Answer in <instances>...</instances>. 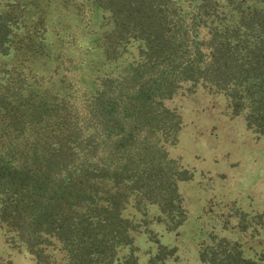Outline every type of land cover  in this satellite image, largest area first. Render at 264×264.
Here are the masks:
<instances>
[{
    "label": "trees",
    "instance_id": "16d2710c",
    "mask_svg": "<svg viewBox=\"0 0 264 264\" xmlns=\"http://www.w3.org/2000/svg\"><path fill=\"white\" fill-rule=\"evenodd\" d=\"M198 95L264 136V0H0V264H141L137 233L176 264L148 225L188 222L170 150ZM201 233L198 264H264Z\"/></svg>",
    "mask_w": 264,
    "mask_h": 264
},
{
    "label": "rangeland",
    "instance_id": "374dc122",
    "mask_svg": "<svg viewBox=\"0 0 264 264\" xmlns=\"http://www.w3.org/2000/svg\"><path fill=\"white\" fill-rule=\"evenodd\" d=\"M97 20L95 17L92 24ZM180 103L183 127L170 154L193 170L194 179L200 184H180L190 213L185 225L168 231L161 223L152 221L148 227L159 243L175 247L176 264H198L197 244L202 230L207 231L210 224L218 233L240 242L247 257L264 252V136L252 134L239 119L220 114L202 95L194 102ZM207 178L213 181L209 186ZM230 201L239 213L246 215L241 225L238 216L226 217ZM201 210L206 216L194 220ZM134 243L142 264L143 253L150 244L146 234H135ZM11 259L12 264L29 263L23 254L13 253Z\"/></svg>",
    "mask_w": 264,
    "mask_h": 264
}]
</instances>
